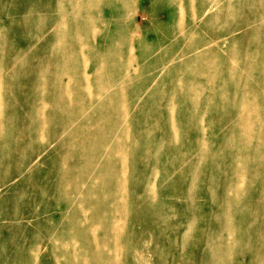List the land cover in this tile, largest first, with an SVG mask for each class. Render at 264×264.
<instances>
[{"label": "bare ground", "instance_id": "bare-ground-1", "mask_svg": "<svg viewBox=\"0 0 264 264\" xmlns=\"http://www.w3.org/2000/svg\"><path fill=\"white\" fill-rule=\"evenodd\" d=\"M28 2L0 5V19L7 18L6 24L0 22V165H15L18 174L0 168V189L6 187L0 203L13 195L23 199L24 190L41 195L36 202H53L58 215H37V227L51 239L55 264H162V245L153 247L152 230L135 238L126 227L135 211L128 151L135 152L137 139H144L148 155L163 150L164 139L191 136L200 168L210 159L209 142L218 139L222 168H212L208 182L215 187L206 192L212 208L208 231L197 238L200 262L264 264V0L201 1L198 11L211 14L200 28L205 38L184 21L191 7L170 0L179 5L178 13L167 10L170 19L164 24L152 13L155 35L146 41L136 39L130 22L119 26L126 29L123 36L99 38L104 10L91 11L82 0ZM179 15L182 20L173 19ZM224 15L227 23L221 21ZM24 23L35 36L32 51L14 47V26ZM139 83L146 87L138 97ZM164 96L161 108L155 99ZM137 97L142 104L131 116ZM145 115L151 124L137 128ZM163 117L167 136L159 137L154 148L149 138ZM43 165L53 170L45 174ZM160 168L156 162L144 189L150 200H155ZM199 173L196 169L191 189L203 183ZM70 208L55 246L57 224ZM167 212L159 209L156 219L163 221ZM196 224L179 223L181 249ZM139 242V249L131 247ZM182 255L176 264H192L193 256Z\"/></svg>", "mask_w": 264, "mask_h": 264}, {"label": "rangeland", "instance_id": "rangeland-1", "mask_svg": "<svg viewBox=\"0 0 264 264\" xmlns=\"http://www.w3.org/2000/svg\"><path fill=\"white\" fill-rule=\"evenodd\" d=\"M0 1L1 6H9L11 2V0ZM28 1L29 0H24L26 4L29 3ZM109 1L112 0H82L83 6L90 4L89 8H92L91 11L99 12V10H104V14L107 12L105 15L103 14L101 23L97 26L99 38L101 34L104 36H123L126 29H120V27H125L130 22V25L131 23L134 24L131 25V27H135L134 35L137 40H149L155 35L152 27H150L152 24L151 14L154 13L157 18H159V21L164 24L170 19L167 15V10L174 8L177 14L179 8L178 4L175 6L169 4L170 0H156L154 4L151 3L152 0H121L120 3H115L112 6L108 4ZM201 1L203 2V0H178V3L191 7L189 10L185 11L186 15H184V21L196 27L199 33L197 37L205 38L206 31H202L200 28L203 27L205 20L211 14L204 17L203 12L198 11L197 8ZM224 1L228 2V0H223V2ZM47 2H49V0H47ZM219 7L217 6L214 10ZM214 10H212V12ZM74 12L75 10L73 13ZM81 18L86 19L80 15L79 19ZM173 19L182 20L180 15ZM228 20L227 15H224L221 19V21L225 23H227ZM0 22L6 24L7 18L2 17ZM117 25L120 27L118 28ZM29 27V24L25 23L14 26L13 35L16 36V45L14 47L17 49L21 47H26L29 51L34 49L35 36L31 34ZM227 27L228 25L226 24L225 28ZM217 29L221 32L225 30H223L222 24L217 25ZM175 31L176 28L172 30V32ZM163 51H166V49H162V53ZM89 64L91 66L92 62H89ZM30 74L31 72H29V75ZM147 75H149V73H147ZM19 76L20 78L24 77L21 75ZM138 85L139 86H135L139 87L137 92H135L136 95L146 87L140 83ZM156 86L158 85L156 84ZM149 90L150 87L145 91L148 92ZM31 91L32 87L30 86L25 92L28 101H31V97H28L27 94ZM140 93L142 94L143 92ZM144 95L146 96L145 93ZM138 97L135 98V102L130 108L131 116L137 113L139 106L142 104L141 98L138 99ZM165 99V96L161 99L156 98L155 103H164ZM160 105L162 106L161 108L164 107V104ZM221 111L222 110H218V114H220ZM165 123L166 119L164 117L161 118L160 121H157L158 129L149 138L154 148L159 137L167 136V131L164 130L163 127ZM148 124H151L150 118L145 115L144 118L138 121L137 128H144L148 126ZM145 137L147 141L148 136ZM164 140L166 141V147L163 150L156 151L155 149L148 155L144 153L145 149H147L144 139H141V141H138V139L136 140L137 149L135 152H130L133 149L128 151L130 156H128L129 165L131 168L132 164L133 169L132 172L130 170L129 187L132 188L134 193L133 206L135 207V211L132 216L128 218L126 227L131 234L135 235V238L139 237L140 231L148 232L152 230L153 238L155 239L153 247H157L158 243L163 247H160L162 250V264H176L175 258L179 253L183 254L182 256L185 258L193 256L191 258L192 264H201L199 258L201 246L198 244L197 238L203 234V231H208L206 218L210 214L212 202L209 200V195L207 193H211L215 187V185L211 183L208 184V182L213 180V177L210 178L212 168L213 170L220 167L222 168V166H220L221 164L217 162L221 159V154L216 151L219 145L218 139L209 142V149L207 152L209 154L208 158L210 159L206 162H202L200 168H196V156H194L195 153L190 148L192 143L191 136L187 137L181 134L177 140ZM38 146L39 145L35 146L36 150L39 149ZM156 162L161 163V168L157 170V179L154 183L155 200H150L148 197L146 198L144 189L147 186L146 184L149 176L154 171ZM44 167L43 165V168ZM0 168L8 169L11 174L18 175L15 165H0ZM196 169L200 171L199 176L203 180V183L191 189L189 183ZM52 170V167L49 166L44 168V173L46 174ZM165 180L169 181L166 182ZM19 181L20 179L17 182ZM215 181L216 184H218L221 183L222 179L216 177ZM5 190L6 187L0 189V194H4ZM187 198H191L192 204L188 203ZM40 199L41 195H33L30 190H24L23 199L17 198L15 195H13V199L10 200L2 199V203H0V264H55V255L51 249V239L47 240V238L41 234V229L37 227V218L39 216V219H41L47 215L57 216L58 212L51 208L52 201H47L46 198H43L42 201H39L41 203L36 202V200ZM162 208L167 209L168 215L164 217L163 221H159L156 219L155 215L156 212ZM71 211L72 208L64 212L66 213L65 217L57 224V232L53 239L55 246H59L60 232L63 228L67 227V215H69ZM31 212V217L34 219H21V216L27 217ZM252 219H255L254 215L250 216L249 220ZM188 220H197V224L194 226L193 233L189 235V242L185 246V249H181L179 246L181 242L179 243L180 238H178V235H181L183 231L179 223ZM152 222H155L153 223L155 227H152ZM150 227L151 229H149ZM124 234L125 236L122 237L123 241L127 240L126 233ZM250 234L251 232H248V235ZM141 246L142 243L139 242L133 244L131 247L139 249ZM128 249H131L130 245H128ZM126 258H129V256H124V259Z\"/></svg>", "mask_w": 264, "mask_h": 264}]
</instances>
